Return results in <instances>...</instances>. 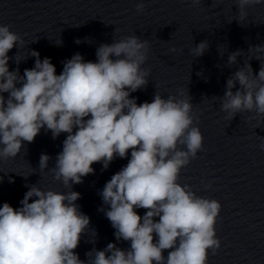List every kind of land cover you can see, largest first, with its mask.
<instances>
[{
  "label": "clouds",
  "instance_id": "obj_1",
  "mask_svg": "<svg viewBox=\"0 0 264 264\" xmlns=\"http://www.w3.org/2000/svg\"><path fill=\"white\" fill-rule=\"evenodd\" d=\"M191 2L199 5L201 0ZM260 4L264 0H235L238 20L247 19V9ZM144 10L141 0L136 11ZM22 43L10 25H0V160L15 159L42 129L53 139L66 134L51 172L71 190H43L34 184L20 207L0 206V264H208L209 254L221 247L215 228L221 203L179 182L182 169L204 150L191 99L183 90L167 98L156 93L143 103L131 95L148 84L150 72L143 67L148 41L130 35L101 44L94 62L76 53L63 62L59 75L51 59H41L35 50L33 68L23 75L19 68L10 71L8 53ZM208 47L204 40L190 52L200 57ZM248 52L260 61L264 44L250 46ZM241 53L232 52L228 65L236 64ZM15 62L20 63L18 56ZM218 99L227 119L245 112L264 119V63L258 72L250 62L239 67ZM116 158L128 162L99 193V211L115 230L116 241L130 246L110 242L81 260L75 250L90 228V217L80 210L76 202L81 194L72 186L94 173L93 164L107 169ZM50 159L41 154V171ZM138 209L145 210L143 216Z\"/></svg>",
  "mask_w": 264,
  "mask_h": 264
}]
</instances>
